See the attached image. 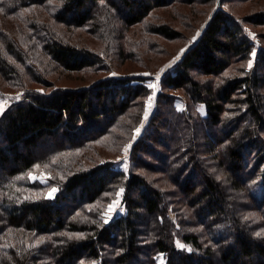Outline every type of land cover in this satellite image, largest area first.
Returning a JSON list of instances; mask_svg holds the SVG:
<instances>
[{
  "label": "trees",
  "instance_id": "16d2710c",
  "mask_svg": "<svg viewBox=\"0 0 264 264\" xmlns=\"http://www.w3.org/2000/svg\"><path fill=\"white\" fill-rule=\"evenodd\" d=\"M175 1L0 0V74L21 86L33 81L50 88L49 70L104 67L103 56L73 43L62 29H86L110 41ZM37 7L59 28L33 19L34 38L28 33L21 40L20 18ZM8 20L18 21L17 38ZM252 22L264 24V12ZM150 31L167 39L181 35L167 24ZM252 52L243 22L217 10L198 42L164 75L157 108L132 148L135 170L129 174L99 154L86 168L66 159L75 150L111 152L132 142L153 94L145 77L112 76L12 103L0 117V233L15 242L3 237L0 264H156L159 255L166 264H264L261 220L251 223L249 210H242L251 203L247 209L264 217V48L253 71L245 73L244 65L237 75L229 71ZM179 91L188 100L186 111L177 108ZM198 103L206 118L196 112ZM46 165L70 174L52 177L55 198H31L30 191L43 186L27 175ZM157 172L162 176L153 177ZM122 186L126 212L105 224L101 205ZM92 204L96 211L87 209ZM28 237L45 240L29 248L21 245ZM177 239L190 250L179 248Z\"/></svg>",
  "mask_w": 264,
  "mask_h": 264
},
{
  "label": "rangeland",
  "instance_id": "374dc122",
  "mask_svg": "<svg viewBox=\"0 0 264 264\" xmlns=\"http://www.w3.org/2000/svg\"><path fill=\"white\" fill-rule=\"evenodd\" d=\"M174 1V0H173ZM176 0L169 7L156 9L149 17H147L142 24L136 25L129 28L125 35L117 36L115 38L107 41L102 39L101 41L98 37L94 36L92 31H86V29L70 30L63 28L62 31L67 35V37L73 43H80L81 46H87L93 51L99 53L103 56L104 67L88 69L82 73H63L52 72L49 70L47 78L51 80L52 86L50 88H44L39 84H35L33 81L25 86H21L18 82H14L12 78H7L0 74V100L5 101L4 111L0 113V117L4 114L7 108L15 102L23 101L27 94L29 93H44L46 91H52L58 87H72V88H84L90 85H94L102 79L107 77H145L147 81L145 84L155 85V87H150L153 90V94L147 100V112L148 115L145 117L144 122L138 128L139 131L135 130L134 137L131 143L126 144L124 147L120 148H110L111 152L100 146L94 149H81L75 150L74 155L68 159L75 160L72 162V166L77 168H86L94 164L91 160H99L100 155L105 156V160H112L115 162V167L117 169L123 170L126 174L135 170L133 163L131 162L132 148L138 139L144 134L146 127L153 116L157 108L158 95L162 91V79L169 69H173L174 66L183 59L186 52L193 47L199 40L204 29L207 27L209 21L215 14L217 10L224 9L225 12L235 15L243 22L244 32L253 43V52L249 57L248 61L231 67L229 71H234V74H238L239 66H245V73L248 71H253L257 64L258 53L261 48H264V24L256 25L252 22V18L259 13L264 12V0ZM170 5V4H169ZM22 25L20 27V38L25 39L26 34L29 35V39L34 38V22L33 19H39L40 22H45L55 29L59 28L49 22V18L45 11L41 8H33L32 10H27L23 13V18H20ZM8 26H10V31L12 36L17 38L16 26L18 21L8 20ZM25 24L30 28L26 29ZM167 24L174 30L181 33L180 37L177 39H167L163 36L153 34L150 31L151 25L160 26ZM8 28V27H6ZM105 34L107 31H102ZM108 34V33H107ZM28 42V39H26ZM113 42V43H111ZM115 49L111 51L110 49ZM119 52H117V50ZM123 56L115 57L114 59L108 58L107 54L114 55V53ZM133 58V59H128ZM128 59V60H126ZM251 64V66H249ZM49 66V63L47 62ZM53 69V68H52ZM56 71V70H55ZM227 74V73H226ZM227 76V75H226ZM8 79V80H6ZM51 86V85H50ZM19 97V99H15ZM177 98V108L180 111H186L188 100L184 92L179 91L176 93ZM195 110L201 119L206 118V107L203 104H196ZM195 125V123L193 124ZM196 128V127H195ZM164 132L166 131L163 129ZM127 148V152H125ZM160 150V148H159ZM99 154V156H98ZM147 161L148 164H152V160L144 155L142 157ZM57 165L63 166V163L57 162ZM156 165V163H155ZM143 166V165H142ZM29 173L33 176L39 177L44 174L47 178V182H43L41 179H31L29 178ZM28 173V179L30 182L41 184V190H31V198H55L58 189L52 183V177L55 174H63L60 180L65 179V175L70 174L69 172L64 173L63 171H57L55 167L52 166H39L32 172ZM162 176L160 173H155L153 177L159 178ZM52 188H56L57 191L49 198L48 193ZM122 189V191H121ZM254 191V190H253ZM119 193V195H117ZM106 203L102 204L101 209V220L105 224H109L115 218L121 216L126 212V204L124 201V187H119L115 195H107L105 197ZM253 204H244L242 210L246 211V220L252 221L254 219L261 220L262 229L260 231L261 235L264 236V217L259 214L253 208ZM94 209V205L88 206L87 209ZM96 213V212H92ZM174 218L175 215L173 214ZM255 223V222H253ZM3 237L15 242L14 238L9 236H4L0 233V245L4 243ZM30 237L23 238V246L29 248H36L41 245V241L45 240L43 237H36L35 240H29ZM183 245L184 247H180ZM11 244V243H10ZM12 244L10 246H12ZM177 246L181 249L190 250L189 246H186L180 239H177ZM156 264H166V258L164 255H159L156 259ZM247 261L251 263V259L247 258Z\"/></svg>",
  "mask_w": 264,
  "mask_h": 264
},
{
  "label": "snow or ice",
  "instance_id": "6c2138e0",
  "mask_svg": "<svg viewBox=\"0 0 264 264\" xmlns=\"http://www.w3.org/2000/svg\"><path fill=\"white\" fill-rule=\"evenodd\" d=\"M249 66H251V64ZM149 87H153L154 88L155 85L154 84L153 85H149ZM15 99H19V97H16ZM149 100L151 101L152 97H149ZM4 103H5V101L0 100V113H2L4 111ZM147 115H148V112L145 111V117H147ZM137 131H139V129H137ZM125 152H127V148H125ZM53 162H55V161H53ZM37 167H39V166H37ZM45 167H47V165ZM29 178H31V179H41L43 182H45V183L47 182V178H46V176L44 174H41L39 177H36V176H33L31 173H29ZM56 191H57L56 188H52L51 191L48 193L49 198ZM121 191H122V189H121ZM117 195H119V193ZM258 235H259V233H258ZM178 246L184 247L183 245H179V243H178Z\"/></svg>",
  "mask_w": 264,
  "mask_h": 264
}]
</instances>
